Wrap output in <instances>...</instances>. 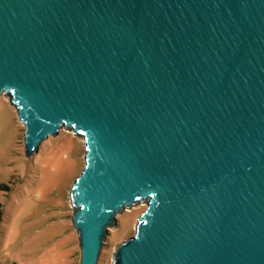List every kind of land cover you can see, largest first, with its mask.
I'll return each instance as SVG.
<instances>
[{"label": "water", "instance_id": "obj_1", "mask_svg": "<svg viewBox=\"0 0 264 264\" xmlns=\"http://www.w3.org/2000/svg\"><path fill=\"white\" fill-rule=\"evenodd\" d=\"M27 157L83 137L79 264H264V0H0V95Z\"/></svg>", "mask_w": 264, "mask_h": 264}, {"label": "rangeland", "instance_id": "obj_2", "mask_svg": "<svg viewBox=\"0 0 264 264\" xmlns=\"http://www.w3.org/2000/svg\"><path fill=\"white\" fill-rule=\"evenodd\" d=\"M24 131L15 107L0 95V264H79L70 189L85 165L83 137L61 128L27 157ZM145 209L139 202L116 215L97 264H112Z\"/></svg>", "mask_w": 264, "mask_h": 264}]
</instances>
